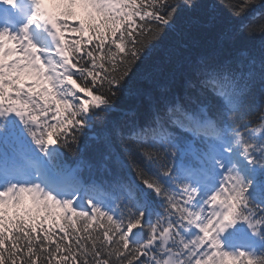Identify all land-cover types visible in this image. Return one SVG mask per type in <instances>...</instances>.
I'll return each instance as SVG.
<instances>
[{"label":"snow or ice","instance_id":"1","mask_svg":"<svg viewBox=\"0 0 264 264\" xmlns=\"http://www.w3.org/2000/svg\"><path fill=\"white\" fill-rule=\"evenodd\" d=\"M27 3L0 21V264H264V0H220L231 28L202 0ZM98 126L119 177L81 198L62 157Z\"/></svg>","mask_w":264,"mask_h":264},{"label":"trees","instance_id":"2","mask_svg":"<svg viewBox=\"0 0 264 264\" xmlns=\"http://www.w3.org/2000/svg\"><path fill=\"white\" fill-rule=\"evenodd\" d=\"M202 2L209 6L214 7V14L216 16L217 22L221 27H233V20L231 16L223 8L219 7L220 0H202ZM259 21H257L258 23ZM260 46V39L256 37L249 46ZM261 92L262 89L257 81L256 87L252 90L251 95L248 98V104L253 108V121H255L256 116L260 114L261 105ZM132 108L130 102L125 101L121 106V111H118L114 117L115 121L122 122L124 119V112ZM130 114V113H129ZM143 113L141 112V115ZM107 133L104 128L97 127L94 134H90V138L84 141L81 146V150L76 154L65 153L62 162L68 167V165L82 163L86 166V177L91 186L94 187V181H99L106 191H111L113 181L117 180L119 177V170L115 168L111 161L106 158L105 149L103 146V140ZM99 136V140L96 137ZM98 192L100 191L97 189ZM83 191V190H80ZM103 192L102 190L100 191ZM238 233L246 232L241 226H238Z\"/></svg>","mask_w":264,"mask_h":264}]
</instances>
